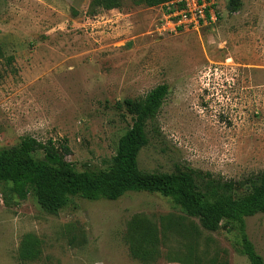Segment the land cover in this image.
Wrapping results in <instances>:
<instances>
[{"label": "rangeland", "instance_id": "rangeland-1", "mask_svg": "<svg viewBox=\"0 0 264 264\" xmlns=\"http://www.w3.org/2000/svg\"><path fill=\"white\" fill-rule=\"evenodd\" d=\"M90 0H0V148L25 137L62 151L77 171L107 167L130 127L126 98L167 84L157 116L160 137L143 147L139 167H190L241 185L264 171V0H242L228 14L216 0L215 23L176 28L164 6L122 0L89 12ZM165 224L181 210L155 193L117 200L72 197L57 213L32 194L17 197L0 182V264H250L223 226L200 229L193 249L164 229L157 253L130 252L131 218ZM264 259V214L246 218ZM40 243L33 260L17 258L22 237Z\"/></svg>", "mask_w": 264, "mask_h": 264}, {"label": "trees", "instance_id": "trees-1", "mask_svg": "<svg viewBox=\"0 0 264 264\" xmlns=\"http://www.w3.org/2000/svg\"><path fill=\"white\" fill-rule=\"evenodd\" d=\"M171 0H135L147 7L163 6ZM122 0H90L89 12L119 8ZM242 0H226L228 14L241 9ZM169 93L168 85L155 86L142 97L126 98L124 106L132 115L130 127L119 137L111 163L98 170L77 171L64 158L68 152L59 150L51 140L42 143L25 137L16 145L0 148V182L8 185L10 194L19 198L32 194L39 206L57 213L72 197L86 200H117L128 192L155 193L167 198L187 218L171 219L172 227L160 217L157 224L135 215L128 223L126 236L134 257L147 260L157 253L155 233L169 230L187 239L193 249L200 229L190 219H196L205 231L225 226L234 232L239 253L250 264H264L246 233V218L264 214V171L250 175L241 185L209 172L190 167H175L171 171H147L139 167L138 155L152 139L160 137L157 116ZM40 253V243L32 234L22 237L17 258L33 260Z\"/></svg>", "mask_w": 264, "mask_h": 264}, {"label": "built area", "instance_id": "built-area-1", "mask_svg": "<svg viewBox=\"0 0 264 264\" xmlns=\"http://www.w3.org/2000/svg\"><path fill=\"white\" fill-rule=\"evenodd\" d=\"M173 27H196L215 23L216 0H171L165 5Z\"/></svg>", "mask_w": 264, "mask_h": 264}]
</instances>
